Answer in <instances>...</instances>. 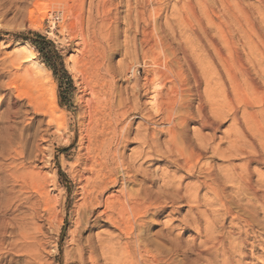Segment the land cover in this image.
<instances>
[{
    "label": "bare ground",
    "instance_id": "obj_1",
    "mask_svg": "<svg viewBox=\"0 0 264 264\" xmlns=\"http://www.w3.org/2000/svg\"><path fill=\"white\" fill-rule=\"evenodd\" d=\"M41 1L23 0L30 20L36 16L31 7ZM52 1L55 8L44 13L43 20L49 21L52 31L70 32L71 44L80 55L74 72L77 122L69 127L60 116L49 122L66 145L78 137L73 248L63 264H166L146 234L148 219L169 209L172 217L182 202L189 206L188 213L196 209L199 217L208 212L203 207L216 206L223 208L224 216H233L229 202L244 198L264 211V174L253 168L264 166V0L189 2L193 18L202 4L206 7L205 24L199 21L208 49L201 48L198 54L188 43L174 46L160 38H144L141 50L147 75L140 83L138 72L124 70L119 76L129 85L126 93L117 87L118 75L109 69L105 52L90 49L88 34L92 31L96 39L98 23L90 17L85 32L86 0ZM152 1L162 4V0ZM111 4L112 0H91V10L101 9L100 28L112 21ZM182 18L194 28L189 16ZM142 34H148L144 28ZM17 45L15 52H26L27 62L37 64L28 43ZM211 54L214 62L208 60ZM17 60L12 56L10 62L14 66ZM3 100L4 96L0 104ZM5 110L0 113V264L12 251L22 252L27 264H61L57 249L47 250L46 226L52 221L63 223L55 208L57 197L44 186L43 170L51 158L41 143L48 133L36 141L28 156L24 132L18 128L20 111L15 102ZM225 123L229 125L222 130ZM237 159L242 160L240 165L232 163ZM219 160L228 164L216 167L213 163ZM152 162L165 163L174 171L156 167L152 172ZM227 184L234 188V197L226 192ZM19 193L30 209L23 227L6 218L8 202ZM220 216L215 211L214 221Z\"/></svg>",
    "mask_w": 264,
    "mask_h": 264
},
{
    "label": "rangeland",
    "instance_id": "obj_2",
    "mask_svg": "<svg viewBox=\"0 0 264 264\" xmlns=\"http://www.w3.org/2000/svg\"><path fill=\"white\" fill-rule=\"evenodd\" d=\"M22 2L23 0H0V82L4 83V88L0 91V100L4 96L0 104V113L4 114L7 111L5 109L15 102L21 117L18 128L20 132H24L23 138L27 142L28 156L32 153L36 141L48 133L47 141L41 143L46 150V157L51 158L43 170L44 186L51 196L57 197L58 205L55 208L59 217H63V223L59 226L57 221H52L51 225L46 226L47 250L52 252L56 248L57 260L63 264L67 259V252L73 248L71 232L75 219L73 211L77 189L73 171L79 152L78 137L73 143L66 145L62 135L54 130L55 124L49 126V122L54 121L56 116L63 117L69 127L77 122L80 109L77 105L78 85L74 72L76 73V61L80 55L75 51L73 43L71 44L70 32L60 28L52 31L49 21L43 20L42 15L55 8L52 0H44L31 7L36 12L32 20L29 19L30 9ZM189 2L197 4V0H162L161 5L152 4V0H112L108 8L111 11L109 18L112 21L105 28H100L101 17H97V14L101 9L91 10V0H86L82 13L85 32L89 31L90 17L94 16L98 23L95 30L96 39L91 35L92 31L88 34L91 37L90 49L93 48L95 52H105L109 69L118 75L117 87L122 88L123 92L126 93L127 90L130 92L125 78L119 76L124 70H129L131 74L138 72L140 83H143L147 75L141 50V42L144 38L149 41L160 38L174 46L181 42L188 43L198 54L201 48L208 49L200 31L199 21L202 19L205 24L206 7L202 4L200 9L198 8L197 17L193 18L189 14ZM157 10H160L159 14ZM184 16H189L193 29L186 24V20L182 18ZM143 28L148 33L146 37H143ZM52 33L54 37L51 36ZM36 35L53 43L54 49L63 60L67 74L59 71L56 77L42 62L41 55L30 44V41L36 39ZM19 43L30 45L29 49L34 54L37 64L27 62L24 58L26 52H15ZM12 56H18L14 66L10 62ZM212 59H214L213 54L208 57V60ZM9 80H12V83L6 88L5 85ZM142 103H146V99L142 100ZM228 125L229 123H225L222 130ZM191 126L197 127V125ZM134 148L135 145L128 147L129 151ZM129 151L126 152L127 155L130 154ZM49 154H52L51 157ZM232 163L240 165L242 160L237 159ZM213 164L223 168L228 163L219 160ZM150 165L152 172H155L156 167L160 171L170 173L174 171L165 163L152 162ZM254 167L264 174V166L254 165ZM180 177L181 174H178L177 178ZM226 187V192L233 196L232 185L227 184ZM202 194H205V191ZM22 199L23 195L19 193L14 201L8 202L10 207L6 218L8 221L11 220L14 226L23 227L29 221V204ZM244 199L234 200L232 204L229 202L233 211L231 213H236L233 216L230 214L224 216L223 208L216 206L211 209L203 207L202 210L208 212L206 216L199 217L196 209L188 213L189 206L182 202L179 205L180 211L172 217L169 216L170 209L160 217L150 216L146 234L154 241L155 250L158 249L156 253L160 250L161 255L166 258V264H264V211L259 205L256 207V203L251 205L246 198ZM215 211L222 214L218 219L220 222L213 219ZM231 216L236 218L233 219ZM185 222L188 223V228L186 224L184 225ZM18 250L20 251L21 248ZM11 253L6 256L3 264H27L26 256L22 252Z\"/></svg>",
    "mask_w": 264,
    "mask_h": 264
},
{
    "label": "trees",
    "instance_id": "obj_3",
    "mask_svg": "<svg viewBox=\"0 0 264 264\" xmlns=\"http://www.w3.org/2000/svg\"><path fill=\"white\" fill-rule=\"evenodd\" d=\"M30 44L41 55L42 62L53 71L54 76L58 77L59 71L62 74H67L63 65V60L59 53L54 49V45L50 41H46L40 35H36V39L30 41Z\"/></svg>",
    "mask_w": 264,
    "mask_h": 264
}]
</instances>
